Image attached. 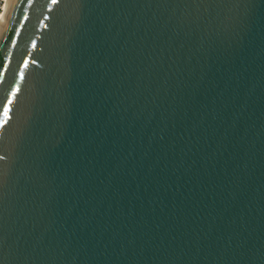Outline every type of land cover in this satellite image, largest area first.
<instances>
[{
    "label": "water",
    "instance_id": "water-1",
    "mask_svg": "<svg viewBox=\"0 0 264 264\" xmlns=\"http://www.w3.org/2000/svg\"><path fill=\"white\" fill-rule=\"evenodd\" d=\"M0 264H264V0H6Z\"/></svg>",
    "mask_w": 264,
    "mask_h": 264
},
{
    "label": "built area",
    "instance_id": "built-area-1",
    "mask_svg": "<svg viewBox=\"0 0 264 264\" xmlns=\"http://www.w3.org/2000/svg\"><path fill=\"white\" fill-rule=\"evenodd\" d=\"M5 5H6V0H0V17L4 13Z\"/></svg>",
    "mask_w": 264,
    "mask_h": 264
},
{
    "label": "snow or ice",
    "instance_id": "snow-or-ice-1",
    "mask_svg": "<svg viewBox=\"0 0 264 264\" xmlns=\"http://www.w3.org/2000/svg\"><path fill=\"white\" fill-rule=\"evenodd\" d=\"M56 2H57V0H52V3L55 4ZM7 111H8L7 109H4V114H5V115H7Z\"/></svg>",
    "mask_w": 264,
    "mask_h": 264
},
{
    "label": "bare ground",
    "instance_id": "bare-ground-1",
    "mask_svg": "<svg viewBox=\"0 0 264 264\" xmlns=\"http://www.w3.org/2000/svg\"><path fill=\"white\" fill-rule=\"evenodd\" d=\"M5 10V9H4ZM3 14L1 15L0 19L2 18Z\"/></svg>",
    "mask_w": 264,
    "mask_h": 264
}]
</instances>
